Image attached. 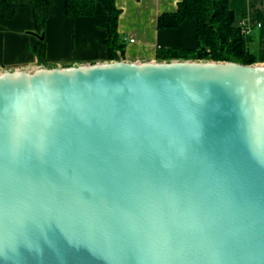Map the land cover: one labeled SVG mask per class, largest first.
Returning <instances> with one entry per match:
<instances>
[{"label": "water", "instance_id": "obj_1", "mask_svg": "<svg viewBox=\"0 0 264 264\" xmlns=\"http://www.w3.org/2000/svg\"><path fill=\"white\" fill-rule=\"evenodd\" d=\"M0 264H264V64L0 72Z\"/></svg>", "mask_w": 264, "mask_h": 264}, {"label": "crops", "instance_id": "obj_2", "mask_svg": "<svg viewBox=\"0 0 264 264\" xmlns=\"http://www.w3.org/2000/svg\"><path fill=\"white\" fill-rule=\"evenodd\" d=\"M181 1L114 0L119 12L115 32L123 43L118 60L158 62L159 48L192 49L193 21H185L174 30H159L156 25L159 16L176 12ZM228 6L249 29L246 35L250 38L247 39L249 44L254 37L255 64H264V0H228ZM107 18L100 3H96L92 17L73 19L65 15L64 0H50L49 17L40 41L35 34L31 10L20 8L12 19L0 21V71L110 62L104 44L108 37ZM38 47L40 58L32 51Z\"/></svg>", "mask_w": 264, "mask_h": 264}, {"label": "trees", "instance_id": "obj_3", "mask_svg": "<svg viewBox=\"0 0 264 264\" xmlns=\"http://www.w3.org/2000/svg\"><path fill=\"white\" fill-rule=\"evenodd\" d=\"M114 0H64L65 15L69 18H90L94 14L96 3H100L107 12L105 29L108 37L104 42L107 59L118 61L122 54L123 43L116 35L115 28L119 12ZM20 8L32 12L35 34L45 31L49 17L50 0H0V21L12 19ZM193 21L194 47L192 49L159 48L156 59L160 61L192 60L237 62L251 65L257 62L256 56L249 51L248 36L242 33L240 18L229 9L228 0H182L174 13L163 14L157 18V29H178L183 22ZM238 26H235V23ZM40 58V49H32ZM119 51V54L116 52Z\"/></svg>", "mask_w": 264, "mask_h": 264}, {"label": "built area", "instance_id": "obj_4", "mask_svg": "<svg viewBox=\"0 0 264 264\" xmlns=\"http://www.w3.org/2000/svg\"><path fill=\"white\" fill-rule=\"evenodd\" d=\"M240 25L242 26V33H243L244 35H248V33H249V29L247 28L245 22L241 21V22H240ZM129 42L132 43L133 40H129ZM0 72H3V71H0Z\"/></svg>", "mask_w": 264, "mask_h": 264}, {"label": "rangeland", "instance_id": "obj_5", "mask_svg": "<svg viewBox=\"0 0 264 264\" xmlns=\"http://www.w3.org/2000/svg\"><path fill=\"white\" fill-rule=\"evenodd\" d=\"M251 38H252V35H251ZM252 42L249 44V51L251 53H253L255 56H256V49H255V45H254V37L252 38Z\"/></svg>", "mask_w": 264, "mask_h": 264}]
</instances>
